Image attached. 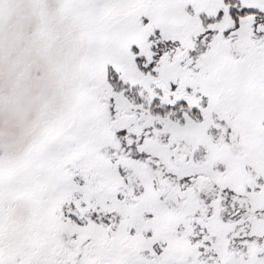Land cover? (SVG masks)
<instances>
[{
    "label": "snow or ice",
    "instance_id": "6c2138e0",
    "mask_svg": "<svg viewBox=\"0 0 264 264\" xmlns=\"http://www.w3.org/2000/svg\"><path fill=\"white\" fill-rule=\"evenodd\" d=\"M0 264H264V0H0Z\"/></svg>",
    "mask_w": 264,
    "mask_h": 264
}]
</instances>
